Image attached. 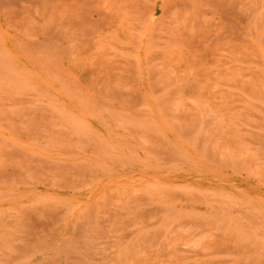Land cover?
Masks as SVG:
<instances>
[{"label":"rangeland","instance_id":"1","mask_svg":"<svg viewBox=\"0 0 264 264\" xmlns=\"http://www.w3.org/2000/svg\"><path fill=\"white\" fill-rule=\"evenodd\" d=\"M7 1L0 264H264V0Z\"/></svg>","mask_w":264,"mask_h":264},{"label":"bare ground","instance_id":"2","mask_svg":"<svg viewBox=\"0 0 264 264\" xmlns=\"http://www.w3.org/2000/svg\"><path fill=\"white\" fill-rule=\"evenodd\" d=\"M23 1V0H22ZM29 1V0H28ZM27 1V2H28ZM35 0H33V2H34ZM1 2H3L4 3V1H1ZM7 2H10V0H8ZM16 2V1H15ZM30 2V1H29ZM44 2H46V1H44ZM31 4V3H30ZM28 5V4H27ZM32 5V4H31ZM34 5H36L35 3H34ZM46 5H48L47 3H46ZM17 6V5H16ZM28 6H30V5H28ZM28 6H26V7H28ZM21 7V6H20ZM20 7H18V8H20ZM0 8H1V5H0ZM2 9V8H1ZM3 10V9H2ZM1 10V11H2ZM5 13V12H4Z\"/></svg>","mask_w":264,"mask_h":264}]
</instances>
